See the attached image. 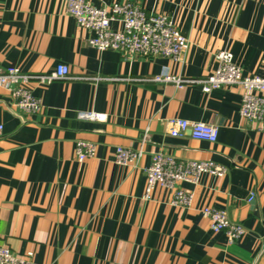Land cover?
I'll use <instances>...</instances> for the list:
<instances>
[{"label": "crops", "instance_id": "0c3cea01", "mask_svg": "<svg viewBox=\"0 0 264 264\" xmlns=\"http://www.w3.org/2000/svg\"><path fill=\"white\" fill-rule=\"evenodd\" d=\"M90 1L167 14L188 49L178 61L124 58L91 46L93 32L75 24L66 0H0V69L38 75L64 64L70 76L30 83L42 105L32 115L0 87V246L32 252V264H264V133L240 117V88L205 93L198 82L219 51L244 75L264 78V0ZM164 72L193 82L152 80ZM90 110L107 120L77 118ZM171 118L216 126L217 140H195L189 130L171 137ZM79 140L96 146L83 162ZM119 147L140 150L138 163L117 164ZM158 151L210 160L225 174L179 183L193 194L189 207L173 205L159 186L145 199L144 169ZM204 207L225 211L245 234L230 243L212 232Z\"/></svg>", "mask_w": 264, "mask_h": 264}, {"label": "built area", "instance_id": "2783aa9c", "mask_svg": "<svg viewBox=\"0 0 264 264\" xmlns=\"http://www.w3.org/2000/svg\"><path fill=\"white\" fill-rule=\"evenodd\" d=\"M66 13L75 24L93 32L89 44L98 51L111 50L119 52L124 58L165 57L178 61L187 51L189 42L182 36L172 21L164 13H147L131 2L113 3L97 7L90 0H66ZM112 23H119L120 29L114 30ZM216 68L198 81L202 90H212L235 86L240 88L239 115L242 119L264 133V78L256 75H244L228 51L215 54ZM69 68L58 64L53 71L46 74L31 75L21 72L16 67L0 69V87L7 89L13 97L14 104L26 115L38 113L42 105L33 95L30 83L50 84L54 80L69 79ZM155 82L192 83L164 72L152 79ZM79 120L105 122L106 114L95 111L77 112ZM167 134L174 138L183 137L189 130L195 140L215 142L218 136L216 126L181 118L167 121ZM2 126H0V131ZM95 144L79 140L75 143L74 153L78 162H83L95 154ZM142 156L140 150L134 151L119 147L115 151V162L122 166H135ZM145 189L143 197L148 199L155 186L172 192V204L189 207L193 199L192 192L178 187L181 182L196 183L201 174L207 173L216 177L225 174V168L210 160H178L170 154L158 151L152 155L151 163L144 169ZM254 199L251 193L248 201ZM209 220L212 232H223L228 242L237 241L245 234V229L231 222L225 211L204 207L201 210ZM32 252L24 255L14 254L7 246H0V264H32Z\"/></svg>", "mask_w": 264, "mask_h": 264}]
</instances>
